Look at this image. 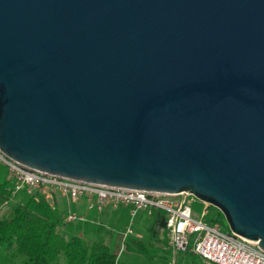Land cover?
<instances>
[{
	"label": "water",
	"instance_id": "water-1",
	"mask_svg": "<svg viewBox=\"0 0 264 264\" xmlns=\"http://www.w3.org/2000/svg\"><path fill=\"white\" fill-rule=\"evenodd\" d=\"M0 150L191 193L264 250V0H0Z\"/></svg>",
	"mask_w": 264,
	"mask_h": 264
},
{
	"label": "built area",
	"instance_id": "built-area-1",
	"mask_svg": "<svg viewBox=\"0 0 264 264\" xmlns=\"http://www.w3.org/2000/svg\"><path fill=\"white\" fill-rule=\"evenodd\" d=\"M0 164L6 167L8 178L13 184L11 196L22 190L29 194L38 189L52 208L51 197L57 194L67 201L84 199L87 209L99 212L107 204L113 208L129 206L131 216L138 210L147 214L161 210L165 213V227L174 251H191L202 259L203 264H264V250L257 247L256 241L244 239L230 231L222 232L217 224L210 225L203 219L207 203H204L200 214H194L191 205L194 196L191 193L186 192L182 196V192L167 194L137 191L63 178L16 162L6 157L1 150ZM76 220L85 221L86 217L68 207L63 222L67 224ZM133 232L131 223L126 225L121 233L119 253L126 248V238Z\"/></svg>",
	"mask_w": 264,
	"mask_h": 264
},
{
	"label": "trees",
	"instance_id": "trees-1",
	"mask_svg": "<svg viewBox=\"0 0 264 264\" xmlns=\"http://www.w3.org/2000/svg\"><path fill=\"white\" fill-rule=\"evenodd\" d=\"M7 173L6 167L0 164V207L13 197V184ZM20 194V201L0 219V246L10 251V257L22 256V264H49L56 262L63 253L67 264L116 263L117 255L104 241L86 242L75 233L66 238L61 232L63 226L71 225L63 222L66 212L52 208L38 189L29 194L22 190ZM219 215L225 221L220 212ZM154 216L151 229L155 227V223L166 228L165 213L157 210ZM206 222L215 225L217 219ZM126 248L129 251H141L130 242L126 244ZM185 252L192 256L190 264H196L198 256L188 250Z\"/></svg>",
	"mask_w": 264,
	"mask_h": 264
},
{
	"label": "rangeland",
	"instance_id": "rangeland-1",
	"mask_svg": "<svg viewBox=\"0 0 264 264\" xmlns=\"http://www.w3.org/2000/svg\"><path fill=\"white\" fill-rule=\"evenodd\" d=\"M20 192L21 191H19V193H17L16 195H13V197L7 203H4L0 207V219L4 215L11 212L15 204L20 201L22 195L20 194ZM48 200L50 201V199ZM51 201H53V208H57L58 210L63 209L65 212L67 211L68 207L73 208V204L77 203L76 205H74L77 208L79 206L78 203H82L67 201L64 197H61L57 194L51 197ZM191 205L194 214H200L205 207L204 202H202L195 196L194 201ZM123 206L124 205H121L117 208ZM107 208L116 209L107 204L103 207L102 211ZM102 211L99 212L96 209H91L90 212L94 214H90L85 221H72L70 222V226H63L61 232L66 238H68L71 233L79 234L86 240V242H92L93 240L106 241L105 237L113 236L114 238L112 240V243L106 242V244H108L110 250L117 255L121 246V232H123V230L125 229L124 225H128L129 223H131V225H133L134 232L133 234L128 236V239H126L125 243L127 244V241L131 240V242H133V245H135V247H137L138 249H141V251H129L127 250V248H125L124 250H120L119 256L116 258L115 264H190L192 256H190L188 252L174 251L173 247L170 246V235L166 228L158 227L155 225V227L151 229V214H148L147 216L142 213L139 216L140 211H138L137 214L131 216L129 213L127 219L125 218V223L123 225V223L113 224L111 222H105V218H101L99 215L102 213ZM219 212V209L211 205L207 209H205L203 219L205 221L217 219V225L219 226L220 230L222 232H228V225L226 221L221 220ZM135 221L136 224H134ZM120 229L122 230L121 232ZM118 230L119 233L117 234ZM22 260V256H17L13 258L10 257V251H6L4 250L3 246H0V264H22ZM195 261L196 264H203V261L200 257H196ZM49 264L67 263L64 254L61 253L56 262H50Z\"/></svg>",
	"mask_w": 264,
	"mask_h": 264
},
{
	"label": "crops",
	"instance_id": "crops-1",
	"mask_svg": "<svg viewBox=\"0 0 264 264\" xmlns=\"http://www.w3.org/2000/svg\"><path fill=\"white\" fill-rule=\"evenodd\" d=\"M77 202H82V203H78L79 206L77 208L74 206L77 203L73 204V208H70L71 211H74V212H76L78 214L84 215L86 218H88L90 214H94V213H91L90 212L91 209L90 210L87 209L86 203H85L84 199H81V200H79ZM80 206H81V208H80ZM111 209L110 208H107V209L103 210L102 213L99 214L100 217L101 218L104 217L105 218V222H107V223H110V222L113 223V224H116V223L122 224L123 223V225H124V223H125L124 220H125V218L127 219L128 215L130 213L129 212L130 211V207L129 206H123V207H120V208H116V209H112V210ZM138 211H140L139 216L142 213H144L145 215L148 216V214L145 211H143V210H138ZM156 211L157 210L153 211L152 214H151V216H150L152 218V221H153V219L155 217L154 214L156 213ZM137 212L135 214H137ZM136 221H135L134 224H136ZM123 225H122V228H123ZM125 225H124V227H126ZM155 225L158 226V227H161V226L158 225V223H155L154 226ZM132 228H133V225H132ZM121 231L122 230L120 229V232ZM118 233H119V230H118L117 234ZM105 238H106L105 239L106 241L103 240L104 243H106V242L112 243V240H113L114 237L113 236L112 237L109 236V237H105ZM126 239H128V237ZM129 242L130 243H133V242H131V240H128L127 241V243H129Z\"/></svg>",
	"mask_w": 264,
	"mask_h": 264
}]
</instances>
